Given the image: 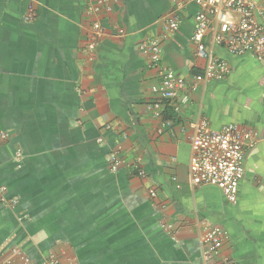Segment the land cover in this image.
I'll return each instance as SVG.
<instances>
[{"label":"crops","instance_id":"obj_1","mask_svg":"<svg viewBox=\"0 0 264 264\" xmlns=\"http://www.w3.org/2000/svg\"><path fill=\"white\" fill-rule=\"evenodd\" d=\"M99 1L0 0V132L11 136L0 145V253L21 247L32 264L51 252L77 264H203L200 236L219 226L228 238L216 264H264V59L232 55L209 31L208 54L230 71L207 81L193 42L197 0H181L174 33L164 31L174 0H105L89 14ZM94 21L103 35L89 50ZM154 39L156 67L140 49ZM164 68L181 85L171 126L152 107ZM200 118L263 136L246 153L235 205L190 181L186 128Z\"/></svg>","mask_w":264,"mask_h":264},{"label":"built area","instance_id":"obj_2","mask_svg":"<svg viewBox=\"0 0 264 264\" xmlns=\"http://www.w3.org/2000/svg\"><path fill=\"white\" fill-rule=\"evenodd\" d=\"M105 0H100L97 5L89 9V14H97ZM173 10L164 18V31L174 33L179 29L180 17L178 11L183 8L184 2L174 0ZM198 6L195 15L196 28L193 42L196 46L197 55L206 58L205 77L207 81L223 80L230 71L229 64L212 57L207 52L205 38L212 31V43L223 46L234 56L254 54L258 60L264 59V13L258 8V0H197ZM237 15V20L228 19V13ZM260 14V16H259ZM33 6L29 8L26 20L32 21L35 17ZM260 19L258 18V16ZM89 50H95L97 41L103 35L102 25L94 21L92 25ZM141 52L152 67L162 62V41L154 39L141 46ZM162 86H155L152 92L157 95L152 107L154 114L162 118L167 103L173 106L174 111L179 113L177 105L178 93L181 85L173 70L164 68ZM167 126L172 125V120L164 121ZM190 134L188 139L191 143V157L189 163V177L191 183L196 186L211 185L218 187L228 202L237 204L240 184L245 176V156L247 151L255 148L262 140L259 132L253 129H245L229 123L222 129H213L205 118L188 125ZM11 138L8 132H0V145ZM21 158L18 151L17 159ZM111 171L115 172L121 165L122 159L119 150L114 151L109 157ZM139 175H144L140 170ZM1 191H4L1 189ZM155 197V191H151ZM13 200L12 205L16 204ZM172 229L171 225H164ZM228 238V232L219 226L205 230L200 236L202 244L203 264H216L214 261L220 255L224 241ZM0 264H32V259L25 251L14 246L6 252L0 253ZM43 264H77L76 261L66 255L51 252ZM218 264H235L232 259L223 258Z\"/></svg>","mask_w":264,"mask_h":264},{"label":"trees","instance_id":"obj_3","mask_svg":"<svg viewBox=\"0 0 264 264\" xmlns=\"http://www.w3.org/2000/svg\"><path fill=\"white\" fill-rule=\"evenodd\" d=\"M163 119L164 120H172L175 121L176 115L173 106L170 103H167L164 112H163Z\"/></svg>","mask_w":264,"mask_h":264}]
</instances>
